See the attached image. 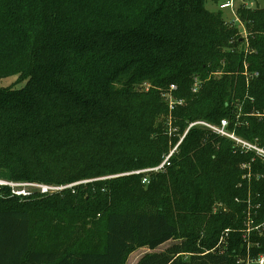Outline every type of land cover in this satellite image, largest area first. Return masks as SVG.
<instances>
[{
  "label": "trees",
  "instance_id": "16d2710c",
  "mask_svg": "<svg viewBox=\"0 0 264 264\" xmlns=\"http://www.w3.org/2000/svg\"><path fill=\"white\" fill-rule=\"evenodd\" d=\"M222 1L0 0V78L25 80L0 86V179L78 182L0 184V264H125L170 239L137 264L264 253V156L183 135L225 119L264 147V0L237 4L245 35Z\"/></svg>",
  "mask_w": 264,
  "mask_h": 264
},
{
  "label": "rangeland",
  "instance_id": "374dc122",
  "mask_svg": "<svg viewBox=\"0 0 264 264\" xmlns=\"http://www.w3.org/2000/svg\"><path fill=\"white\" fill-rule=\"evenodd\" d=\"M242 1H245V3L247 4V5H249V6H252V7H254L255 6V3H256V1H259V2H261V0H235V4H236V6H237V4H239V3H241ZM206 7L207 8H209V9H214L215 8V4H213L212 2H210V1H207L206 2ZM235 13V9L234 10H230L229 8H225V9H222V15L224 16V18L229 22V21H231L233 18H234V14ZM245 26H243V25H239V32L241 33V34H243V35H245ZM24 84H25V80H20V81H16V78H15V76H7V77H3V78H0V86H13V87H16V88H20V87H22V86H24ZM228 122V121H227ZM213 124V123H212ZM195 125H200V126H204V125H202V124H195ZM227 126H228V123H226V130L228 131V132H230V133H232L234 136H235V138H236V140H234V139H232L231 137L229 138L230 140H232L233 142H234V144H236L237 142H238V140H240V142H247L248 144H250L251 146H253V147H256V148H258V149H264V147L262 146V145H260L259 144V142L257 141V138H255V139H253V140H246V139H244L243 137H241V136H238V135H236L233 131H230L228 128H227ZM190 127V124H188L187 125V127H186V129H185V131H184V133H183V135L186 133V131H187V129ZM183 135L180 137V139H179V141L177 142V144L181 141V139H182V137H183ZM223 136H225V135H223ZM225 137H227V136H225ZM238 144V143H237ZM176 149V146L173 148V150L172 151H174ZM263 154V153H262ZM165 159V158H164ZM164 159L159 163V164H161L163 161H164ZM159 164H157V165H154V166H151V167H156V166H158ZM167 164V162L166 163H164V165L163 166H168V165H166ZM151 167H148V168H151ZM163 170V167H161V168H159V169H157L156 171H153V172H151V173H158V172H161ZM132 173H135L134 171L133 172H121V173H116V174H110V175H106V176H103V177H101V178H106V177H113V176H118V175H129V174H132ZM148 175V174H147ZM28 183L29 182H12V181H5V180H1L0 179V184H8V185H10V189H11V192L12 193H15V192H13V191H16V192H19V193H17V194H27V192L29 193V192H31V191H36V189H38L39 187H37V186H33V185H28ZM37 184H39V183H37ZM44 185H47V184H44ZM23 191L25 192V193H23ZM262 254H264V253H260V255H262ZM258 257V256H257ZM256 257V258H257ZM256 258L255 259H252L251 257H246L245 258V262L247 263V264H256Z\"/></svg>",
  "mask_w": 264,
  "mask_h": 264
},
{
  "label": "built area",
  "instance_id": "2783aa9c",
  "mask_svg": "<svg viewBox=\"0 0 264 264\" xmlns=\"http://www.w3.org/2000/svg\"><path fill=\"white\" fill-rule=\"evenodd\" d=\"M242 3L246 4L245 1H242ZM247 6H249V5H247ZM218 7L220 9L229 8L232 11V10L236 9L235 0H224L218 4ZM233 15H234V18L230 22H239V24L242 25L241 21L239 20V18L236 15V11ZM255 75H256V73H255ZM175 88H176L175 85H173V84L170 85V91L175 89ZM165 99L168 102V106L170 109H173L177 104L181 103V100L173 98L171 93L165 94ZM226 123H227V121L225 119L220 120L219 124H210V123H207L204 121H196V122L190 123V126L195 125V124H202L206 127H209L211 130H213L214 132H216L220 135H225L229 138L231 137L232 139L236 140L235 136L226 130ZM237 143H236V145L239 146L241 149L255 151L256 153L264 156V149H258L256 147L251 146L247 142H240V140H238ZM166 162H167V158H165L164 161L156 167L146 168V169H142V170H138V171H134V172L135 173L150 172V171L153 172V171H156L157 169L163 167L164 163H166ZM148 181H149L148 176L145 175L142 178V182L148 183ZM76 183H78V182H75L72 184H67V185H44V184H37V183H28V185L37 186V187H39L38 189L40 191H48V190H60V189L66 188V187H70L71 185H74ZM13 192H15V194L19 193L16 191H13ZM23 193H25V192L23 191ZM246 231L248 232L249 228ZM220 241H221V239H220ZM256 264H264V254L258 256V258L256 259Z\"/></svg>",
  "mask_w": 264,
  "mask_h": 264
},
{
  "label": "crops",
  "instance_id": "0c3cea01",
  "mask_svg": "<svg viewBox=\"0 0 264 264\" xmlns=\"http://www.w3.org/2000/svg\"><path fill=\"white\" fill-rule=\"evenodd\" d=\"M174 242L173 239L167 240L161 244H159L157 247H155L154 249H149L147 246H140L136 249H134L133 251H131L127 257L126 263L125 264H137L139 259L148 252L151 251H162L164 250L166 247H168L170 244H172Z\"/></svg>",
  "mask_w": 264,
  "mask_h": 264
}]
</instances>
